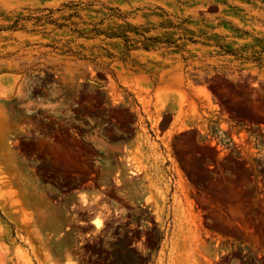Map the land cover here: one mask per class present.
<instances>
[{
  "label": "rangeland",
  "instance_id": "obj_1",
  "mask_svg": "<svg viewBox=\"0 0 264 264\" xmlns=\"http://www.w3.org/2000/svg\"><path fill=\"white\" fill-rule=\"evenodd\" d=\"M0 264H264V0H0Z\"/></svg>",
  "mask_w": 264,
  "mask_h": 264
},
{
  "label": "flooded vegetation",
  "instance_id": "obj_2",
  "mask_svg": "<svg viewBox=\"0 0 264 264\" xmlns=\"http://www.w3.org/2000/svg\"><path fill=\"white\" fill-rule=\"evenodd\" d=\"M122 231V229L121 228H119V229H112V230H110L109 232H113L115 235H114V238L113 239H110V241H112V242H116L117 241V238L118 237H121V235H119L118 233L119 232H121ZM135 232H138V231H133V232H129L128 233V235H130V236H132ZM110 234V233H109ZM101 239H103V240H107V238L106 237H104V236H101L100 238H97V240H101ZM138 244V243H137ZM135 247V244L133 243V244H131V246H130V248H134ZM99 248V245H97V249ZM109 250H112V249H109Z\"/></svg>",
  "mask_w": 264,
  "mask_h": 264
},
{
  "label": "bare ground",
  "instance_id": "obj_3",
  "mask_svg": "<svg viewBox=\"0 0 264 264\" xmlns=\"http://www.w3.org/2000/svg\"><path fill=\"white\" fill-rule=\"evenodd\" d=\"M82 201L84 203H87V198L85 196H83ZM94 223L97 226V228H100L102 226V220L99 217L95 219Z\"/></svg>",
  "mask_w": 264,
  "mask_h": 264
}]
</instances>
